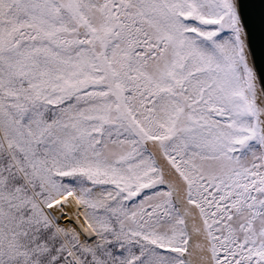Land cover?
<instances>
[{
  "label": "snow or ice",
  "instance_id": "6c2138e0",
  "mask_svg": "<svg viewBox=\"0 0 264 264\" xmlns=\"http://www.w3.org/2000/svg\"><path fill=\"white\" fill-rule=\"evenodd\" d=\"M0 264H264V0H0Z\"/></svg>",
  "mask_w": 264,
  "mask_h": 264
}]
</instances>
